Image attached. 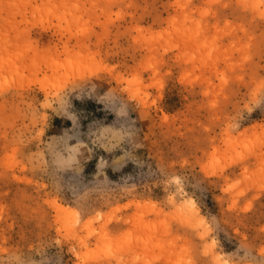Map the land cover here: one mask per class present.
<instances>
[{
    "label": "rangeland",
    "instance_id": "1",
    "mask_svg": "<svg viewBox=\"0 0 264 264\" xmlns=\"http://www.w3.org/2000/svg\"><path fill=\"white\" fill-rule=\"evenodd\" d=\"M224 263L264 264V0H0V264Z\"/></svg>",
    "mask_w": 264,
    "mask_h": 264
},
{
    "label": "bare ground",
    "instance_id": "2",
    "mask_svg": "<svg viewBox=\"0 0 264 264\" xmlns=\"http://www.w3.org/2000/svg\"><path fill=\"white\" fill-rule=\"evenodd\" d=\"M83 73V72H82ZM82 75V74H81ZM73 76V75H72ZM191 203H193L192 201H190ZM128 205V204H127ZM195 205V204H194ZM137 208V207H136ZM61 209V206H57V210H60ZM146 209V208H145ZM139 210V209H138ZM195 216V215H194ZM179 219V218H178ZM180 220V219H179ZM187 221V220H186ZM188 222V221H187ZM183 224V223H182ZM188 224V223H187ZM186 224V225H187ZM226 263H228V262H226ZM226 263H224V264H226Z\"/></svg>",
    "mask_w": 264,
    "mask_h": 264
}]
</instances>
